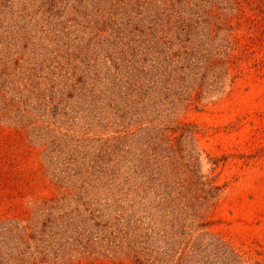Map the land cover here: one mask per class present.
Returning a JSON list of instances; mask_svg holds the SVG:
<instances>
[{
  "label": "rangeland",
  "instance_id": "374dc122",
  "mask_svg": "<svg viewBox=\"0 0 264 264\" xmlns=\"http://www.w3.org/2000/svg\"><path fill=\"white\" fill-rule=\"evenodd\" d=\"M239 6L264 0H0V264H264Z\"/></svg>",
  "mask_w": 264,
  "mask_h": 264
},
{
  "label": "trees",
  "instance_id": "16d2710c",
  "mask_svg": "<svg viewBox=\"0 0 264 264\" xmlns=\"http://www.w3.org/2000/svg\"><path fill=\"white\" fill-rule=\"evenodd\" d=\"M247 2L251 4V1H247ZM240 7L241 6H239L237 10V12H240V13L235 14V18H238L237 22H239V25L243 23H247L248 27L251 26L254 29L261 30V32L264 31V9L262 8V11H260L261 13L260 17L252 19L251 17L247 16L245 11Z\"/></svg>",
  "mask_w": 264,
  "mask_h": 264
}]
</instances>
